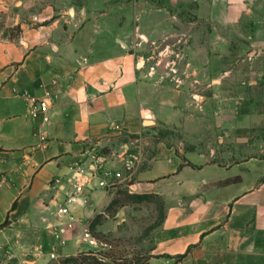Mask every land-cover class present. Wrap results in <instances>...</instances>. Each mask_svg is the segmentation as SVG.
<instances>
[{"label": "crops", "instance_id": "obj_1", "mask_svg": "<svg viewBox=\"0 0 264 264\" xmlns=\"http://www.w3.org/2000/svg\"><path fill=\"white\" fill-rule=\"evenodd\" d=\"M0 20V264L94 252L97 215L116 235L145 206L110 214L122 192L164 206L145 264H264V0H0ZM193 21L222 47H177L169 86L160 46ZM104 171L125 178L104 188Z\"/></svg>", "mask_w": 264, "mask_h": 264}, {"label": "rangeland", "instance_id": "obj_2", "mask_svg": "<svg viewBox=\"0 0 264 264\" xmlns=\"http://www.w3.org/2000/svg\"><path fill=\"white\" fill-rule=\"evenodd\" d=\"M194 21L192 24H179L177 36L170 38L160 46L166 47L168 44L173 48L165 52L164 61L158 66L157 71V75L164 76L169 86H184V83L181 82L186 78V59L180 53H176L177 47H183L187 42L198 47L208 43L211 55H214V50L215 52L220 51L218 47H222L218 45V38L215 34L210 33L209 35L207 29L200 28L201 23ZM2 28L3 21L0 20V31ZM225 47L239 49L237 47L246 46L232 43ZM146 54L149 55L148 51ZM241 54L243 57H247L245 52ZM228 59L226 60H231ZM128 215L129 222L125 223L124 227H120L118 234L109 233L98 237L101 242L107 245L97 249L99 253L109 259V262H101L102 264H145L147 262L149 249L152 247V233L163 220L164 206L151 200L149 203H145V206L134 209ZM62 262L63 260L57 264H63Z\"/></svg>", "mask_w": 264, "mask_h": 264}, {"label": "built area", "instance_id": "obj_3", "mask_svg": "<svg viewBox=\"0 0 264 264\" xmlns=\"http://www.w3.org/2000/svg\"><path fill=\"white\" fill-rule=\"evenodd\" d=\"M23 98L26 102V110L27 114L31 118H40L43 117L44 121H49L48 113H49V104L45 99H39L36 96L24 92ZM117 128H119L117 126ZM42 142H45L47 140L45 135L41 136ZM141 163V155L138 153H132L128 154V156L124 160V166L126 169V172L128 173V177H131L133 175V172L138 167V165ZM125 176L121 172H111V171H104V175L102 180L100 181V186L104 188H109L111 186H115V182L117 179H123ZM77 192L82 191V186L78 185L76 187ZM60 212L63 214L69 213V210L67 207H62L60 209ZM84 240L87 241L94 249L95 251L93 254L97 257V259L100 262L107 263L109 262L108 257H105L103 254L99 253L97 249L100 247H106L107 245L103 242H101L99 239L94 237L90 231H86ZM52 258H56L55 254H52ZM165 264H170V261L167 260Z\"/></svg>", "mask_w": 264, "mask_h": 264}, {"label": "trees", "instance_id": "obj_4", "mask_svg": "<svg viewBox=\"0 0 264 264\" xmlns=\"http://www.w3.org/2000/svg\"><path fill=\"white\" fill-rule=\"evenodd\" d=\"M154 197L150 195H135V194H129L127 192H122L120 196L115 198L113 202L110 204V206L107 208V211L110 214H113L117 211V209L125 204L128 203H134V202H139V203H149L151 200L153 201ZM157 203L159 202L158 199H156ZM162 204V203H161ZM105 216L102 214L97 215V217L91 222L90 225V231L93 233L98 238V235H96V227L101 224V222L104 220ZM5 225L0 226V230L4 227ZM100 239V238H98ZM63 264H102L99 262L97 257L92 253L90 254H81L78 257H69L63 260Z\"/></svg>", "mask_w": 264, "mask_h": 264}]
</instances>
